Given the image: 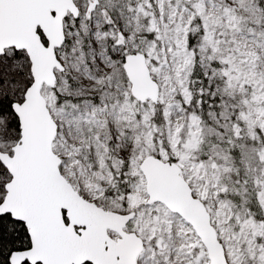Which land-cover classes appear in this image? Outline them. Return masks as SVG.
Masks as SVG:
<instances>
[{
	"label": "snow or ice",
	"instance_id": "snow-or-ice-1",
	"mask_svg": "<svg viewBox=\"0 0 264 264\" xmlns=\"http://www.w3.org/2000/svg\"><path fill=\"white\" fill-rule=\"evenodd\" d=\"M0 264H264V0H0Z\"/></svg>",
	"mask_w": 264,
	"mask_h": 264
}]
</instances>
